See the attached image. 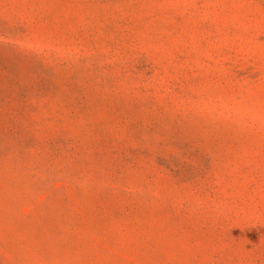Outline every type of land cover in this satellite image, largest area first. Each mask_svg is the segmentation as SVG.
Here are the masks:
<instances>
[{
    "label": "rangeland",
    "instance_id": "374dc122",
    "mask_svg": "<svg viewBox=\"0 0 264 264\" xmlns=\"http://www.w3.org/2000/svg\"><path fill=\"white\" fill-rule=\"evenodd\" d=\"M0 264H264V0H0Z\"/></svg>",
    "mask_w": 264,
    "mask_h": 264
}]
</instances>
